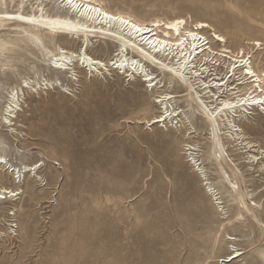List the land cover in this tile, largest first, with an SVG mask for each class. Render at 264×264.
<instances>
[{
	"label": "rangeland",
	"instance_id": "obj_1",
	"mask_svg": "<svg viewBox=\"0 0 264 264\" xmlns=\"http://www.w3.org/2000/svg\"><path fill=\"white\" fill-rule=\"evenodd\" d=\"M6 1L2 10L15 11ZM108 1L144 21L177 16L187 25L205 21L232 50L249 52L254 68L264 69V0ZM34 8L23 3L24 13ZM211 34L206 28L212 44ZM80 47L77 41L71 45L74 51ZM92 49L105 64L115 52L103 43ZM47 62L38 53L27 54L13 69L0 68V154L16 167L42 163L37 173L20 176V183L0 166V185L21 191L0 201V264H264L258 225L207 190L206 181L217 186L218 174L203 124L148 123L159 114L154 103L159 92L178 95L171 101L185 109L182 89L166 84L151 91L138 76L109 66L91 74L75 65L62 73ZM44 79L54 80L53 87ZM12 88L20 109L9 125L3 108ZM247 116L246 140L264 155V109ZM190 122L196 131L188 134ZM243 146L226 144L221 165L229 173L237 167L241 185L264 208V175L255 176L259 172L245 162ZM259 213L260 208L255 214L264 226ZM228 236L236 237L233 245L243 254L223 263L232 244Z\"/></svg>",
	"mask_w": 264,
	"mask_h": 264
},
{
	"label": "bare ground",
	"instance_id": "obj_2",
	"mask_svg": "<svg viewBox=\"0 0 264 264\" xmlns=\"http://www.w3.org/2000/svg\"><path fill=\"white\" fill-rule=\"evenodd\" d=\"M9 2L13 3L15 11L2 10L7 1L0 0L2 70H11L17 63L22 62L23 58L26 59L27 54L38 53L43 57V61L48 60L46 64L49 68L62 73L73 69L75 65L91 74L109 66L125 76L133 78L138 76L151 91L161 89L166 84L174 90L182 89L183 93L180 96L184 98L185 109H180L175 106L174 100L171 101L178 95L159 92L154 99V103L160 109L159 114L149 117L148 123H172L178 119L176 123L180 121L184 126L186 119L199 120L208 131L210 158L217 167L218 174V180L215 182L217 186L206 181L208 192L214 199H225L234 204L240 218L247 217L254 221L264 238V226L260 225V218L255 214L256 211L259 212V208V214L264 213L263 206L252 199V193L241 185L244 177L238 172L237 167H230L229 173L221 165L225 160L224 153H227L226 144L239 142L244 144L243 148L248 154L245 162L259 172L255 176L264 175V155L261 149L254 148L252 141L246 140L247 133L243 129L244 124L250 123L247 113L255 114L258 108L264 109V69L254 68L248 56L249 52H244L243 49L232 50L227 45L226 38L205 21L197 20L187 25L186 20L180 16L144 21L128 12L111 8L108 0H74L75 3L82 5L78 9L66 4L65 0H9ZM24 2L33 8L35 5L34 10L24 13ZM48 5H51V9L46 7ZM94 7H99L101 11L99 13L91 11ZM95 13L102 14L105 20L108 19L105 15L107 13L109 16L127 19L129 23L123 24L120 20L111 19H108V23H102L92 19L93 16H97ZM18 15H23L26 19H8ZM177 21L184 23L177 24ZM123 26L127 29L125 30ZM206 28L212 31V44L209 37L204 35ZM76 41L81 47L74 51L71 45ZM94 43L110 44L115 47L114 55L107 64L101 55L95 54L92 49ZM146 63L156 70L147 69ZM227 72L230 74L227 75ZM233 78L237 81L234 86L233 83H229ZM44 81L46 87L49 84L53 87L54 80ZM22 82L29 83L28 79ZM37 83L41 87L42 84ZM23 87L21 84L20 89ZM176 92L178 91H173L175 94ZM19 98L18 90L14 92L12 88L3 108L4 118L9 125L11 117L16 118L20 109ZM218 100L219 102L215 104ZM190 124L191 127L186 130L188 134L192 132L191 129L196 131L193 124L191 122ZM187 146L188 150H195L192 145ZM191 160L194 167L199 170L200 176L205 177L206 173L202 171L200 164H196L194 157H191ZM41 164L37 161L16 167L5 162L3 155L0 154V166L7 167L14 183H20V176L24 177V174L30 176L37 173ZM20 192L19 186L0 185V201L7 198L12 200ZM262 197L263 195H260L259 199ZM227 239L231 240L232 244L228 245L229 253L221 259L223 263L232 262L243 254V251L233 245L236 237L228 236Z\"/></svg>",
	"mask_w": 264,
	"mask_h": 264
},
{
	"label": "snow or ice",
	"instance_id": "obj_3",
	"mask_svg": "<svg viewBox=\"0 0 264 264\" xmlns=\"http://www.w3.org/2000/svg\"><path fill=\"white\" fill-rule=\"evenodd\" d=\"M65 3L68 4V5H72L73 7L75 8H79L81 7L82 5H80L79 3H75L74 0H65ZM86 7V6H85ZM91 11L93 12H97L99 13L101 11V9L99 7H94L91 9ZM106 16H108V19H111V20H120L121 23L123 24H128L129 21L127 19H124L122 17H119V16H109L107 13H105ZM8 19H17V20H25L26 17L23 16V15H18V16H15V17H9ZM30 22H36V21H31ZM184 21H177V24H183ZM169 27H172V25H168ZM217 39H220V37H217ZM57 67H59V65H57ZM257 103H261L260 101H256ZM227 107V105H226Z\"/></svg>",
	"mask_w": 264,
	"mask_h": 264
}]
</instances>
